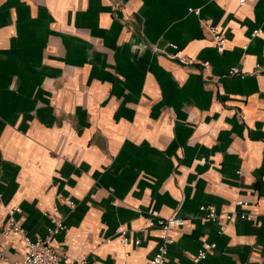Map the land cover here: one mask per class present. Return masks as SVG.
<instances>
[{
  "label": "crops",
  "instance_id": "1",
  "mask_svg": "<svg viewBox=\"0 0 264 264\" xmlns=\"http://www.w3.org/2000/svg\"><path fill=\"white\" fill-rule=\"evenodd\" d=\"M239 1L0 0V192L33 239L58 206L67 264H148L155 210L185 220L166 264H264V0Z\"/></svg>",
  "mask_w": 264,
  "mask_h": 264
},
{
  "label": "built area",
  "instance_id": "2",
  "mask_svg": "<svg viewBox=\"0 0 264 264\" xmlns=\"http://www.w3.org/2000/svg\"><path fill=\"white\" fill-rule=\"evenodd\" d=\"M240 4H243L245 0H240ZM199 14V10L195 11ZM204 28L211 34L214 42L216 43V48L220 53L225 51V44L227 42V37L225 33L213 24L206 23ZM262 30L254 31L253 35L257 36L262 34ZM176 53L173 58H181L179 56V46L171 44V46ZM183 62L185 60L181 58ZM209 63H205L208 66ZM240 75L243 78L245 75L240 73L239 68L233 67L229 70V76ZM72 209L75 208L73 203H70ZM239 206L245 208L248 203L237 202ZM0 211L4 213V217L0 218V236H10L12 234H18L19 242L24 246V254L19 259L11 260L7 256L6 247L0 241V264H67V258L62 254L55 246L54 242L57 237L61 236L67 231V224L65 218L59 214L58 206L54 207V213H47L50 225L47 228L45 236L33 239L30 234L23 229L18 214L21 212L19 207H9L4 202L3 194L0 192ZM200 211L203 216L209 220H216L221 217L217 210L209 206H201ZM151 215L155 218L151 222V226H157L160 229L159 242L157 245L156 252L149 259L148 264H166L169 245L175 242L172 232L176 229L183 228L185 225V220L174 214L170 217H161L159 212L152 211ZM241 219L252 221L253 215L247 212L238 213ZM228 221H231L234 216L227 215ZM264 226V224H263ZM227 225L222 223L219 228V234H224L226 232ZM121 241L124 244L130 242V237L126 230L120 232ZM136 244H140V241H136ZM217 244L205 242L203 246L197 251L192 259V264H200L202 261L206 260L208 256L216 249ZM77 264H89L87 259L79 261Z\"/></svg>",
  "mask_w": 264,
  "mask_h": 264
}]
</instances>
